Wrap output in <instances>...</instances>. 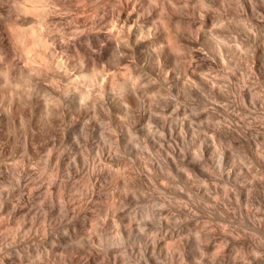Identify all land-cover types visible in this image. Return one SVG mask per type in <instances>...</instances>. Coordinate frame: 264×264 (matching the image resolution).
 Returning a JSON list of instances; mask_svg holds the SVG:
<instances>
[{
	"label": "rangeland",
	"instance_id": "374dc122",
	"mask_svg": "<svg viewBox=\"0 0 264 264\" xmlns=\"http://www.w3.org/2000/svg\"><path fill=\"white\" fill-rule=\"evenodd\" d=\"M0 264H264V0H0Z\"/></svg>",
	"mask_w": 264,
	"mask_h": 264
},
{
	"label": "bare ground",
	"instance_id": "6f19581e",
	"mask_svg": "<svg viewBox=\"0 0 264 264\" xmlns=\"http://www.w3.org/2000/svg\"><path fill=\"white\" fill-rule=\"evenodd\" d=\"M37 1H39V0H37ZM41 1V0H40ZM44 2V1H43ZM41 3V2H40ZM43 4V3H42ZM17 5V4H16ZM15 5V6H16ZM119 7V11H117L119 14L120 13H122L123 12V14L122 15H124V17L127 19V20H132V19H134V15H131L130 13H128V12H125L126 10H123L124 8L123 7H120V5L118 6ZM118 9V8H117ZM126 9V8H125ZM160 13V12H159ZM121 15V14H120ZM162 15V14H161ZM161 15H160V17H161ZM117 16V15H116ZM115 16V17H116ZM137 17V16H136ZM169 17L170 16H168L167 18H166V16H165V18L164 19H162V18H159V19H161L162 21H164L163 23H167L168 24V22H170L171 23V19L172 18H170L169 19ZM109 18H111V16L109 17ZM113 18V17H112ZM114 19V18H113ZM153 19V18H152ZM155 19H157V18H155ZM112 20V19H111ZM154 20V19H153ZM173 22V21H172ZM153 23V22H152ZM160 23H161V21H160ZM168 24L169 26L171 25V24ZM157 24V23H156ZM175 24V23H174ZM173 25V24H172ZM182 25V24H181ZM180 25V26H181ZM115 26V25H114ZM165 26V25H164ZM177 26V25H176ZM113 27V26H112ZM168 27V26H167ZM166 27V28H167ZM177 27H179V26H177ZM171 28V27H170ZM176 28V27H175ZM180 28V27H179ZM117 33V32H116ZM116 33H112V32H110V29H109V31H106V32H101L99 35H97V37L95 38V41L97 42V43H102L99 47H98V50H91V52H90V54L92 55V56H94V57H96V58H98L100 61H105V60H107L109 57H108V55H110L109 53L111 52V50L110 49H112V51H116V49H117V51L119 52L120 51V47H122L120 44H119V37L117 36V35H115ZM118 34V33H117ZM117 36V37H116ZM119 38V39H118ZM39 40L41 41V44L43 45V44H45V42H43L44 40H43V38H42V36L41 35H39ZM162 43V42H161ZM76 44V43H75ZM119 45H120V47H119ZM44 46V45H43ZM45 46H46V44H45ZM44 46V47H45ZM84 49V48H83ZM114 49V50H113ZM119 49V50H118ZM109 50H110V52H109ZM116 51V53H118ZM111 54H113V52H111ZM116 55H118V54H116ZM175 55V54H174ZM111 56V55H110ZM177 56H179V55H177ZM176 56V57H177ZM108 57V58H107ZM180 57V56H179ZM105 59V60H104ZM174 59V58H173ZM177 59V58H176ZM102 61V62H103ZM174 63V62H173ZM175 63H176V61H175Z\"/></svg>",
	"mask_w": 264,
	"mask_h": 264
}]
</instances>
